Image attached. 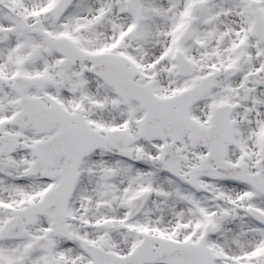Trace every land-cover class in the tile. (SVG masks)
<instances>
[{"label": "snow or ice", "instance_id": "snow-or-ice-1", "mask_svg": "<svg viewBox=\"0 0 264 264\" xmlns=\"http://www.w3.org/2000/svg\"><path fill=\"white\" fill-rule=\"evenodd\" d=\"M0 264H264V0H0Z\"/></svg>", "mask_w": 264, "mask_h": 264}]
</instances>
